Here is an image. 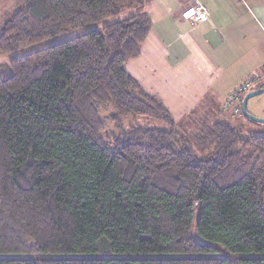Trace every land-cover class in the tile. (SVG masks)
Segmentation results:
<instances>
[{
    "label": "trees",
    "instance_id": "obj_1",
    "mask_svg": "<svg viewBox=\"0 0 264 264\" xmlns=\"http://www.w3.org/2000/svg\"><path fill=\"white\" fill-rule=\"evenodd\" d=\"M147 2L16 0L0 54L95 26L0 66V264H264V134L233 124L238 104L202 125L198 154L125 69Z\"/></svg>",
    "mask_w": 264,
    "mask_h": 264
},
{
    "label": "crops",
    "instance_id": "obj_2",
    "mask_svg": "<svg viewBox=\"0 0 264 264\" xmlns=\"http://www.w3.org/2000/svg\"><path fill=\"white\" fill-rule=\"evenodd\" d=\"M194 1L207 16L184 19L181 8ZM143 9L150 30L125 69L176 124L222 99V107L210 108L221 115L232 90L264 68V0H149Z\"/></svg>",
    "mask_w": 264,
    "mask_h": 264
},
{
    "label": "rangeland",
    "instance_id": "obj_3",
    "mask_svg": "<svg viewBox=\"0 0 264 264\" xmlns=\"http://www.w3.org/2000/svg\"><path fill=\"white\" fill-rule=\"evenodd\" d=\"M15 4H16V0H0V33H1V29L5 21L10 16L13 9L15 8ZM130 12L131 11L124 12L123 14L116 16L115 19L122 18L121 16H127V14ZM94 26L95 24L94 25L88 24V25H84L78 28L69 29L68 31H65L63 33L57 34L55 36H52L46 39H43L36 43L29 44V45H26L20 48H14L9 53H1L0 54V66L7 65L10 60L16 57H20V56L29 54L31 52H34L36 50L45 48L47 46H51L53 44L60 43L70 38L79 36L87 32ZM101 26H102V23H99L97 25V27H101ZM262 71L263 69H261L260 73L256 75V77H259V80H264V72ZM214 97H217V95H214ZM225 101L226 102L224 106L225 105L228 106L229 105L228 96ZM241 101L238 102L237 99L236 100L234 99L230 107L226 106V108L222 109L223 113L221 115L219 114L220 112L218 109L213 110L210 108H213L214 105L218 107V105L220 104H221L220 106L222 107V99L219 100L218 103H215L214 105L212 104L213 105L212 107H206L208 109L207 111L203 113H201V110L200 109L198 110L196 107L192 110L193 111L192 114H187V118H185V121L179 120L177 122L176 124L177 130L189 137V139L192 141V145L194 149H196L199 155H204L206 153L207 148H205L204 145L198 142V138H200L199 136L202 135V133L204 132V127L210 126L214 124L215 122L232 115L237 110L236 107L238 104H239V107H241ZM246 109L252 117H255L258 119H264V92L249 98L247 101ZM111 112H114V109L112 106H109L108 109H102L99 111L100 116L104 120V130L102 134L105 139H107V137L110 136L111 134L117 132L116 128L114 127L115 126L114 122L109 119V114ZM237 116L238 115H235L234 117H237ZM232 122L234 125L241 124L245 132L264 134V124L260 122L248 120L246 117L242 115L235 118L234 120L232 117ZM203 124H205L204 127H202ZM121 125H122V128L125 130H128L130 127L136 126V125L165 127V124L163 122L156 120L149 116H137V117L127 116L125 118H122Z\"/></svg>",
    "mask_w": 264,
    "mask_h": 264
},
{
    "label": "built area",
    "instance_id": "obj_4",
    "mask_svg": "<svg viewBox=\"0 0 264 264\" xmlns=\"http://www.w3.org/2000/svg\"><path fill=\"white\" fill-rule=\"evenodd\" d=\"M180 14L184 19H188L191 21H195L197 19H203L208 14L207 7L198 1H194L192 4L185 5L181 8ZM264 72V69L263 71ZM259 77L254 76V79H250L249 81H244L240 83L230 94L228 98V103H233L234 99H238L243 93L247 91V89L253 85L255 81H257Z\"/></svg>",
    "mask_w": 264,
    "mask_h": 264
},
{
    "label": "water",
    "instance_id": "obj_5",
    "mask_svg": "<svg viewBox=\"0 0 264 264\" xmlns=\"http://www.w3.org/2000/svg\"><path fill=\"white\" fill-rule=\"evenodd\" d=\"M262 92H264V87H258V88H256V89H253V90L248 91V92L244 95V97H243V99H242V101H241V112H242V114H243L244 116L248 117V118L251 119L252 121L260 122V123L264 124V119H258V118L252 117V116L248 113V111H247V109H246V105H247V101H248V99L251 98V97H253V96H255V95H258V94H260V93H262Z\"/></svg>",
    "mask_w": 264,
    "mask_h": 264
}]
</instances>
